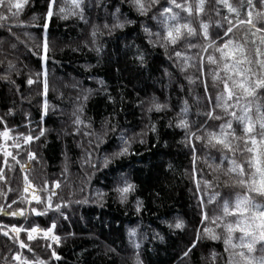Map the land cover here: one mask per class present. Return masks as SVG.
<instances>
[{
	"label": "trees",
	"instance_id": "16d2710c",
	"mask_svg": "<svg viewBox=\"0 0 264 264\" xmlns=\"http://www.w3.org/2000/svg\"><path fill=\"white\" fill-rule=\"evenodd\" d=\"M175 3L181 4V7L175 8L168 4V0H159L147 16H140L127 0H101L100 7L96 5V0H85L83 20L78 15H69L67 19L54 15L50 19L47 30L50 48L45 61L29 51L31 48L43 54L38 44L44 29L23 25L34 13L40 15L44 0H34V5L33 0H29L16 18L20 26L11 27L15 35H10L6 27H0V77L4 76L9 60L16 69L8 74L14 84L0 78V118L6 121L0 124V132L8 128L10 133L9 141L4 144V140L0 139V145L7 147L13 155L19 152L17 161L22 160L25 164V171L21 173L17 161L9 157L5 163L0 152V167H3L6 176L5 180H0V192L4 193L0 196V205L6 211L23 207L29 216V207H39L35 202L29 204L23 192L25 175L39 196L46 197L55 192L58 196H51L53 202L63 198L70 205L64 209L67 219L50 214L56 219L55 233L61 237L59 246H54L60 256L59 261L51 258V251L41 235L28 241L26 235L21 234L24 242L32 248L28 251V248L19 249L13 243L15 234L9 232L11 239L0 234V264H5V259L7 264H16L11 259L13 252H20L33 260H43L46 264H133L137 252L140 264H227L229 252L225 251L223 243L224 230L217 227L221 221L214 223L213 217H224V199L230 198L234 202L236 195L245 191L236 183L238 177L227 171V158L235 159L247 168L246 158L251 154L244 150L245 140L251 135H257L259 139L260 132L256 122L253 133L245 134L243 125L229 113L241 114L238 106L233 107L236 96L240 95L241 105L253 100L251 115L255 120V105L259 100L243 96L241 90L227 78L222 66L217 68V63H223L218 52L211 47L203 49L206 42L200 34V23L209 24L208 31L215 38V33L223 36V31L229 26L224 17L227 16L235 24L236 14L230 13L217 0H202L199 14L195 10L197 0H175ZM228 4L236 7L242 18L248 19L247 0H228ZM253 5V20L264 27V19L257 18V12L264 11V7L260 0H253ZM117 6L121 9L119 19L132 20L133 23L126 24L122 29H113L109 34L104 25H112L111 12ZM162 6L170 7L171 14L178 16L179 23L189 24L193 35L189 36L182 30L181 39L175 45L165 41L163 26H158L151 19ZM184 7H188L190 12H184ZM217 21L222 23L223 28L218 26ZM36 23H42V20ZM142 23L152 33L160 32L158 40L155 35L152 36L156 46L148 42L146 33L141 29ZM172 23L175 22H169L170 25ZM93 25L96 26L94 38ZM259 35L257 33L253 37L248 25H236L229 33V37H235L238 43L243 44L247 40L246 47L253 60L256 58V47L264 49V45L259 44ZM253 39L256 40L255 45ZM137 50L144 53L143 67L133 59ZM176 51L182 53L181 57L175 55ZM209 54L217 63L208 62ZM185 57L190 58L188 66L184 64ZM181 67H184L183 72ZM251 68L253 74L260 71L256 64ZM213 76L217 77L215 81ZM29 78L33 80L31 85L26 83ZM98 80L103 84L97 83ZM225 81L233 95L222 100L221 106L217 107V94L226 95L223 92ZM206 87L209 95L205 94ZM89 89L91 91L87 92L85 100V92ZM256 92L258 96L264 95V89H257ZM153 97L156 102L168 107L160 112L147 111ZM185 104L187 112L181 114ZM225 105L228 106L226 110ZM81 106L82 119L89 125L87 131L95 135L85 136L83 125L79 126V134H73L77 131L73 123L75 109ZM208 111L221 119L210 118ZM25 115L29 119L26 120ZM180 118L189 122L192 143L186 139V131L176 127ZM230 120L232 129L226 131L234 130L238 137L237 140L229 137L233 148L237 149L235 152L204 142L207 137L201 125L209 132L218 133L220 124H227ZM153 124L155 131L151 129ZM40 128L44 130L43 135L39 132ZM24 135L38 139L25 145ZM121 135L129 141V153L114 159L108 167L94 171L87 163V150H92V163H102L106 154L118 150ZM195 135H200L202 140L196 141ZM97 138L103 139L99 146L96 145ZM17 142L20 149L13 147ZM248 146H251L250 142ZM28 150L34 153L35 159L28 160ZM222 154L227 158H222ZM121 172L135 185L123 204L111 190ZM53 181L58 182L55 189L51 188ZM204 181L209 182L207 188ZM198 188L200 195L197 194ZM215 193L221 195L209 202ZM20 197L24 198L23 204L19 203ZM13 199L18 203L9 209ZM138 199L141 201L140 212L136 211ZM256 199L264 202V198L257 196ZM78 200L81 202L77 203ZM200 200L204 202L207 215L203 223L198 206ZM50 217L30 216L39 226L49 223ZM177 220L183 222V228L168 227ZM224 220L234 222L235 217L227 216ZM23 222L22 218L0 213V224ZM130 228H136L138 236H142L138 241V250L128 242L127 231ZM204 228L221 238H207ZM3 230L7 229H0ZM198 234L197 246L192 247L188 255H183ZM240 235L239 232L233 233L235 242H239Z\"/></svg>",
	"mask_w": 264,
	"mask_h": 264
},
{
	"label": "snow or ice",
	"instance_id": "6c2138e0",
	"mask_svg": "<svg viewBox=\"0 0 264 264\" xmlns=\"http://www.w3.org/2000/svg\"><path fill=\"white\" fill-rule=\"evenodd\" d=\"M29 2V0H0V27H6L9 31L10 35H15L11 32L12 26H20L17 22L16 18L19 17L21 10L25 7V5ZM123 2V0H122ZM128 4L133 8V10L140 16H147L149 11L159 3V0H127ZM84 3L85 0H63V3H60V0H44V5L42 6V10L40 15L33 14L29 21L23 22L25 27L36 26L44 29L43 37L38 44V48L43 50V54L40 51L33 50L29 48V51H32L34 55L40 57L42 61L47 59V54L50 48L49 42L47 40V30L49 28V21L54 16H59L60 19H67L69 15H78L82 20L84 19ZM201 3L202 0H197L196 4V13L199 14L201 12ZM217 3H223L225 7H227L230 13L236 14L235 24L233 21L229 19L227 16L224 17V20L228 23V28L226 31H223V36L219 32L215 33V38L208 31L209 24L200 23V34L203 36L204 41L206 42L203 45V49L207 50L211 47L215 52L220 54V61H222V65L217 63L214 56L212 54L207 55V60L210 64L217 63V68L222 66L223 71L227 78L231 80L232 85L238 87L243 96L245 97H253L254 100H259L255 105L256 116L255 120L251 115L253 100H249L243 105H241L242 97L240 95L236 96V103L233 107L240 108V115L237 116L235 112L229 113V115L238 119V121L243 125V132L245 134L253 133L254 124L256 122L259 123V139H257V135H251L248 139L245 140L244 150L251 155L247 157V168L241 166L240 163H237L235 159L224 157L222 154V158L228 159V172L234 173L236 179V183L241 185L245 191L244 193L237 194L234 202L231 199H224L223 203V213L224 217L233 216L235 217V221H225L224 217L215 216L213 217V222L215 223L217 220H220L221 223L217 224V227H222L224 230L223 234V243L225 245V251L229 252V260L227 264H264V202L258 201L256 197L264 198V95L258 96L256 90L264 89V49L260 47H256V58L253 60L250 55V50L246 47L247 40L242 43L236 42L235 37H229V33L233 32V29L236 25L249 26V31L252 32V36L255 37L257 33H259V44L264 45V27L258 26L257 23L253 20L252 9L254 8L253 0H247V6L249 8L248 19H244L241 17L238 9L228 4V0H217ZM169 5H174L175 8H180L181 4L175 3V0H168ZM260 4L264 7V0H260ZM34 5V0H33ZM96 5L98 7L102 6L101 0H96ZM243 5H241L242 7ZM14 10V11H13ZM184 12H190L188 7L183 8ZM121 13V9L117 6L112 12L111 17L113 23L109 26L107 23L104 25V28L109 31L111 34L113 29H122L126 24H132V20L119 19V15ZM172 9L168 6H162L157 12L151 16V19L157 23V25L163 26V37L164 40L169 44L175 45L178 40L181 39L182 30L186 31L189 36L193 35V28L189 26V24L184 23L181 24L178 22V16L176 14H171ZM168 14V15H166ZM258 19H264V11L257 12ZM42 20V23H36V21ZM170 21L175 23L169 24ZM218 26L223 28V25L220 21H217ZM141 29L144 31L148 37V42L153 46H156V42L152 40V36L155 35L157 40L160 37V32L152 33L150 29L145 25L141 24ZM27 34V33H26ZM96 35V26L93 25L92 36L93 38ZM94 42V41H93ZM253 45L256 44V40L253 39ZM14 47V45H12ZM164 47V45H160ZM190 47H198L197 45H190ZM97 52L100 51L99 48L96 49ZM175 55L177 57H181L182 53L180 51H176ZM133 59L139 64V66L143 67L145 56L143 52L137 50V53L133 56ZM189 57L184 58L185 66H188ZM2 62V61H0ZM247 64L249 67H244ZM256 64L259 66V73L253 74L251 65ZM15 65L11 60L8 61L7 67L5 69V73L3 79H6L9 84H14L13 81L9 78V73L14 71ZM182 72L184 71V67L180 69ZM201 74L203 75V68H201ZM167 75V73H166ZM236 77H240L239 80ZM217 77L213 76V81H215ZM191 83V80L189 81ZM26 83L31 85L33 80L31 78L27 79ZM97 83L103 84V81L98 80ZM215 86V84L213 85ZM91 91V89L86 90L84 99H87V92ZM224 96L217 94L216 96V106H221V101L224 99H230L233 93L230 91L229 84L227 81L224 82L223 88ZM205 94L209 95L207 87L205 88ZM111 101V96L108 97ZM151 106L147 109V111L151 112L155 110L156 112H160L161 110L167 108V104H160L156 102L155 97L151 100ZM210 107L211 104H210ZM225 110L227 109V105L224 106ZM11 113V110H9ZM187 112L186 104L181 108V114ZM82 106L77 107L75 109V119L73 121L74 125L77 126V131L74 132V135L79 134V126L83 125L85 129L84 135H95L94 133H90L87 131L89 125L85 123L81 116ZM46 113H42L44 115ZM180 115V114H178ZM207 115L215 120H220L221 117L219 115L213 116L212 111H208ZM25 119H29L27 115H25ZM6 121L3 118H0V124H5ZM104 124L107 125L108 121L105 120ZM176 127L181 128L186 131V139L189 143H192L193 133L189 130V122L186 119L180 118L177 121ZM220 131L217 132H209L205 128L204 125H201V129L204 130V133L207 137V140L204 141L207 144L212 145H221L224 149L235 152L237 149L233 148L229 137L231 140H237L238 137L235 135V131H226V129H232V121H228L227 124L221 123ZM152 131H155V125H151ZM115 131V129H112ZM199 131V130H198ZM41 135H43V128L39 129ZM9 129L5 128L2 132H0V139H8L9 138ZM106 135V131H105ZM34 139H38V137L32 135H24L23 142L25 145L30 144V142ZM121 143L118 147V150L111 152L110 154H106L103 157V161L92 163V150L88 149V158L87 163L90 164L92 169L98 170L102 168H106L109 164L112 163L114 159H118L123 157L124 155L129 153V141L121 135L119 137ZM196 141H201L202 137L200 135H195ZM103 142L102 138L96 139V145L99 146L100 143ZM251 144L249 147L248 144ZM91 144V141H89ZM14 148L20 149V144L14 143ZM23 151V149H21ZM0 152L4 157L5 163L8 158L11 157L13 161H17V155H13L7 147L0 145ZM193 156L195 157V149H192ZM28 160L35 159L34 153L31 150H28L27 153ZM19 164L21 173L25 171V164L22 160L17 161ZM12 171L11 168L8 169ZM195 178V173L193 174ZM6 176L4 175L3 167H0V180H5ZM23 192L29 193L31 199L28 201L31 204L35 201L37 206H31L27 209V212L30 213V216H45L50 217L51 213H55L57 216L63 217L67 219L68 217L64 213V209L69 207L70 205L63 201V198H59L58 202H53L51 199L52 195H57V193L53 192L51 195H47L46 197H41L39 195H35L36 189L34 186L29 183L28 176H24L23 180ZM205 187L207 188L209 185L208 181H204ZM47 182L45 183V188H47ZM58 187V182L53 181L51 184V188L55 189ZM135 185L130 183L124 174L121 172L119 180L114 182V186L112 187V191L116 193V198L119 200L121 204L125 203L128 199V196L134 191ZM31 190V191H30ZM255 193L256 195H251ZM198 195L199 188H198ZM4 193L0 192V196H3ZM102 195V194H101ZM220 193H215L209 200H216L217 196H220ZM24 198L20 197L19 203L23 204ZM80 203L81 201H76ZM83 202L87 203L88 200H84ZM18 202L16 199L11 201V204L8 206L11 209L12 205H16ZM219 204V201H217ZM198 206L200 208L201 213V222L203 223L207 219L205 206L203 200L198 201ZM141 210V201L138 199L136 201V211L140 212ZM0 213H4L5 215L12 218H22L23 223L16 224H0V229H7L0 231L5 237L11 239L9 236V232L15 234V240L13 243L19 249L28 248V251H32V248L24 242L22 233L26 235L28 241H32L35 237L34 234L41 235L45 240L46 247L51 251V258L59 261L60 256L54 250V246L58 247L61 241V237L55 233L56 229V219L54 216L50 217V222L45 226L37 225L29 215H26V210L23 207H17L15 210H5L3 205H0ZM183 222L177 220L176 223L169 224V228L181 229L183 228ZM239 232L240 238L239 242H235L233 233ZM204 234L207 238L212 240L220 239V235L215 232H210L208 228H204ZM158 235V234H156ZM128 242L129 244L136 250L140 248V243L138 242L142 239V236H138L136 228H130L127 231ZM200 239L199 234L197 235V239L191 242V245L188 247V251H185L183 255H188L191 248L197 246L198 240ZM51 242V243H49ZM258 242L260 246L257 247ZM39 243V241H37ZM231 249V251H229ZM236 249H240V251H236ZM246 250V252L244 251ZM11 259L16 262V264H46L45 261L40 259H30L20 252H13L11 254ZM5 264H7V260L5 259ZM133 264H140L137 256L133 258Z\"/></svg>",
	"mask_w": 264,
	"mask_h": 264
},
{
	"label": "rangeland",
	"instance_id": "374dc122",
	"mask_svg": "<svg viewBox=\"0 0 264 264\" xmlns=\"http://www.w3.org/2000/svg\"><path fill=\"white\" fill-rule=\"evenodd\" d=\"M25 195H27V197H28V201L31 199V196H30V194L29 193H24ZM35 195H39V193H38V191L36 190V192L34 193ZM33 202H35V201H33ZM37 235H39V234H34V237H36Z\"/></svg>",
	"mask_w": 264,
	"mask_h": 264
},
{
	"label": "bare ground",
	"instance_id": "6f19581e",
	"mask_svg": "<svg viewBox=\"0 0 264 264\" xmlns=\"http://www.w3.org/2000/svg\"><path fill=\"white\" fill-rule=\"evenodd\" d=\"M31 191V190H30Z\"/></svg>",
	"mask_w": 264,
	"mask_h": 264
}]
</instances>
